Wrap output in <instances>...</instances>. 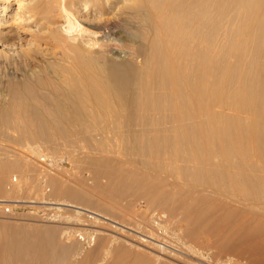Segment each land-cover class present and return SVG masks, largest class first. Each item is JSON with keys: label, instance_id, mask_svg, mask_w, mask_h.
I'll list each match as a JSON object with an SVG mask.
<instances>
[{"label": "bare ground", "instance_id": "bare-ground-1", "mask_svg": "<svg viewBox=\"0 0 264 264\" xmlns=\"http://www.w3.org/2000/svg\"><path fill=\"white\" fill-rule=\"evenodd\" d=\"M0 141L20 148L0 146L1 193L7 160L53 165L42 148H70L92 175L76 180L84 193L122 212L124 196L161 204L152 228L181 215L207 231L264 230V0H0ZM65 184L57 195L76 197ZM17 226H0L6 249L51 243L53 231Z\"/></svg>", "mask_w": 264, "mask_h": 264}, {"label": "rangeland", "instance_id": "rangeland-1", "mask_svg": "<svg viewBox=\"0 0 264 264\" xmlns=\"http://www.w3.org/2000/svg\"><path fill=\"white\" fill-rule=\"evenodd\" d=\"M26 67H27L26 64L22 63V64L14 65L13 67H10V70L12 71L13 69V71L19 72L21 69H26ZM2 75H5V74H2ZM12 136H14V134ZM0 143H1L0 146L2 147L7 146V147H13L15 149H20L19 147L14 146L11 143H5V145H3L4 142L2 143V141H0ZM10 144L13 146H11ZM44 148H42L43 153H46L47 155L52 154L51 157L53 156L56 159V162L57 161L59 162L53 165H50L47 163L44 164V163H41L39 159L37 160V158L34 155L32 156V154L31 155L28 154L27 156H25L26 158L24 157L23 159L21 158L17 159V161L14 159H11V160L16 161L17 164L19 163V165H17L16 162L14 161H10V160L6 161L8 165H5V166L9 167V171L6 173L5 178H4V185L2 186V193L0 191V195H1L0 196V217H1L0 223L2 224V225L0 224V226H3V225L8 226L9 224L10 226L19 225L21 227L24 226L25 228H28V227L36 228L38 230L42 229L43 231L51 230L53 231L52 237L49 238V242L51 243L44 245L43 248L41 249L39 247L36 249L35 248L26 249L25 248L24 250V248L23 247L21 248L20 245H18L17 248H10V250L12 251H14L15 249L14 252H17L16 249L20 248V251L18 250L17 253L21 254V257L18 258V257H15V255L11 253L9 248L6 249L5 246L7 244L5 243L6 245H4V243L1 241L0 242V254L3 252L9 253V251L10 253L6 256V258H0V264H264V253H263L264 245H260L259 243H257V242L264 240L263 239L264 237H262L264 235V233H262L264 232V230L262 229L258 230V228H256L258 230L257 232L255 228H252L251 230L247 231L248 234L247 232H240L235 235V233L232 234L234 230L231 228H227L229 230L225 229L227 231L226 232L225 230H221L218 227H213L214 229L213 231L212 227L210 226L209 229L211 230L207 231L208 227H206V229H203V228L199 229L192 225L190 226V224L184 222L185 219L184 220L181 219L184 217L180 215L179 219L177 220L178 223L176 222L175 224H173L168 231L162 232L159 229L152 228L149 226V220H151L154 213L156 211H159L160 209L162 210L161 204L151 206V209H150V206L148 208V206L146 205H140L141 209H136L137 207H135L134 204L132 203V199L129 200L128 197H125L124 195H122L124 197L119 198L117 201H119L122 204V207H128V210L130 208L129 211H131L132 209H134V211L129 212L127 210L128 212L127 213L126 211L122 212L119 209L111 208L112 206L109 204L108 198L103 197L102 195L98 193L92 194L93 191L84 193L82 189H81L82 191L79 189L81 187L80 186L81 183L83 181L84 182L86 181L87 183L89 181L88 179L92 178V175L90 173L89 174L86 173L87 171H85V175H84V173H82L84 172L83 170L85 169L84 166L73 164L72 159L74 155L76 154L73 152L72 149L66 148L68 149L66 151V149L62 147L64 151H66L65 153L62 151L63 149L61 150L59 149L61 147H59L57 149L61 150L60 151L61 155H60L59 152H57L56 148L50 147L51 149H47L48 147H46L45 149L47 150H45ZM56 152L57 154H55ZM67 152H69V154ZM65 154H68V155H65ZM59 155L61 157H59ZM30 156H32V158ZM68 157L70 158V161ZM60 158L63 161H61ZM25 159H27V161ZM32 159L34 160L33 162H32ZM66 159H68L67 162H66ZM19 160L23 162H19ZM14 166L16 167V170H18V172H19L18 166H21L19 168L22 169L24 172V175L22 174L23 172H21L20 174L21 179L18 177L19 174L16 172ZM22 167L23 168L26 167V169L28 168L29 169L25 171V169H23ZM78 167H81L79 168L82 170L81 174L79 173L81 170H79L78 172ZM54 168L57 170V172H55L56 170ZM38 170L41 171L42 174H45V176H42L41 174H39L40 172ZM60 170H63V172ZM33 171H34V174H33ZM25 172L26 173L28 172L27 175L30 172L31 173L27 176L25 175L26 174ZM77 172L80 175L79 174L77 175ZM7 174L11 177L8 178L9 176ZM61 174L63 175L61 176ZM74 174L77 175V178H76V175L74 176ZM46 175L49 179L46 177ZM59 175L62 179L59 177ZM89 175H91V177ZM38 176H39V179H38ZM68 176L70 178L75 177L76 179L72 181L71 180L68 181L69 179ZM86 177L88 179H86ZM11 178H14V179L12 180ZM32 178H35V180H40V181L39 182L37 181L38 182L37 183ZM60 179L62 180L61 184H63L64 181L68 183V184H65L64 186L65 189H69V190L74 189L73 192H75L76 197H70V198L68 197V200H67V198L57 195L58 193V192L56 193L57 188L60 186H63L57 183V182H60ZM76 180L77 181L79 180L78 186L80 187L77 186ZM11 181L14 183H11ZM53 181H56L57 186H55L56 183L53 186V183H52ZM30 183H33V184H30ZM47 183L50 185L48 186ZM101 183H103L104 185L106 183V186H107L106 181L102 180ZM11 184H14L13 185L14 187ZM34 184L37 187H35ZM68 186L70 188H68ZM90 186L92 187V183H90L89 187ZM4 187H6L7 193L4 192L5 190ZM48 187L51 191L48 189ZM36 188L37 190L35 191ZM118 189L114 188L113 192L115 193L116 191L119 192L120 189L119 190ZM37 191H39L40 193ZM42 192H44V194ZM36 193L38 195L42 193V195L40 196L44 195V197H40V196L37 197ZM32 194L36 195L37 198L34 197V195ZM11 195L13 198L11 197ZM56 196L58 199L55 198ZM31 197H33V199H31ZM61 197H62V200H61ZM124 198H125V201H122ZM63 200L68 201L70 204H64L65 202H63ZM108 205L110 206L108 207ZM77 208L82 209V213L83 212L85 213L83 215H78L79 212H81V210H78ZM5 214L8 215L9 217L8 218L7 216L5 217L4 216ZM81 222L86 223V224H81ZM216 228H218L219 230ZM196 229H199V230L196 231ZM215 229L217 230V232ZM97 231L99 233H97ZM218 231H221V232L219 233ZM223 231H225L224 232L225 234H221L223 233ZM65 232L66 233L70 232L72 235L73 233L74 234L76 233V234L74 237H71V239H69L68 241L67 239L68 236L67 237L65 236L66 235ZM86 232L87 234H93L91 236L90 242H88L90 240V237L85 236ZM215 232L220 235H217ZM249 232L250 233L253 232V233L250 234ZM254 232L256 233V235H254L255 234ZM63 233L65 235H63ZM241 233L243 234L241 235ZM244 233L247 234V236ZM216 235L219 238H221L220 237L221 235H225L226 237L228 236L227 238H225L224 236L222 237L226 240L227 239L229 240L231 238L234 240V242L233 240L225 241L223 238H222L223 240L219 239L217 238ZM239 235L242 237H238ZM244 235L248 238H246ZM214 236L216 237L217 240L219 239V242L215 240ZM243 236L246 239L243 238ZM64 237L66 238V240H64L65 239ZM209 237L210 239H208ZM205 238L207 239V241H211V242L205 241ZM236 239L238 240V243ZM250 239L254 240V243H253L254 246L253 244L250 245V243L253 242ZM217 242L220 244H218ZM244 242L246 244H244ZM251 247H254L255 249L254 248L251 249ZM259 249L261 250L259 251ZM28 252L35 253V255L32 258L31 256L26 258L25 255H27L26 253Z\"/></svg>", "mask_w": 264, "mask_h": 264}]
</instances>
